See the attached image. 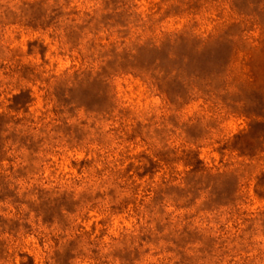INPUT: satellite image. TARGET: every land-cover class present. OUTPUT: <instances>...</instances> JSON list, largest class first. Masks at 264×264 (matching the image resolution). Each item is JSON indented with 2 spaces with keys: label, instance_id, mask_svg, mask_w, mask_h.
Segmentation results:
<instances>
[{
  "label": "rangeland",
  "instance_id": "374dc122",
  "mask_svg": "<svg viewBox=\"0 0 264 264\" xmlns=\"http://www.w3.org/2000/svg\"><path fill=\"white\" fill-rule=\"evenodd\" d=\"M0 264H264V0H0Z\"/></svg>",
  "mask_w": 264,
  "mask_h": 264
}]
</instances>
